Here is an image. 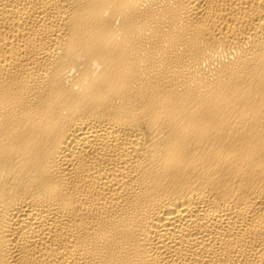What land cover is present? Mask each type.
I'll list each match as a JSON object with an SVG mask.
<instances>
[{"label":"bare ground","instance_id":"obj_1","mask_svg":"<svg viewBox=\"0 0 264 264\" xmlns=\"http://www.w3.org/2000/svg\"><path fill=\"white\" fill-rule=\"evenodd\" d=\"M0 264H264V0H0Z\"/></svg>","mask_w":264,"mask_h":264}]
</instances>
